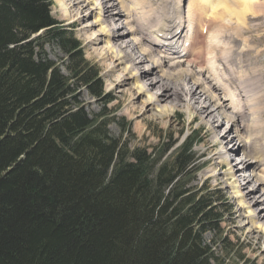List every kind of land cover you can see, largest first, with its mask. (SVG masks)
Returning <instances> with one entry per match:
<instances>
[{"label": "trees", "instance_id": "16d2710c", "mask_svg": "<svg viewBox=\"0 0 264 264\" xmlns=\"http://www.w3.org/2000/svg\"><path fill=\"white\" fill-rule=\"evenodd\" d=\"M49 4L0 0V264H217L202 235L221 217L211 193L187 188L196 136L168 160L170 145L111 136L107 113L74 97L84 85L100 98L102 83Z\"/></svg>", "mask_w": 264, "mask_h": 264}, {"label": "bare ground", "instance_id": "6f19581e", "mask_svg": "<svg viewBox=\"0 0 264 264\" xmlns=\"http://www.w3.org/2000/svg\"><path fill=\"white\" fill-rule=\"evenodd\" d=\"M56 1L60 7L61 17L70 24H79L80 32L90 30V24H81L89 16L94 17L91 25L99 26L98 33L92 34L89 39L86 38V42L92 47L97 46L99 41L104 43L105 52H100L101 57L110 61L106 70L114 76L113 81L121 96L128 98L127 111H125L127 114L139 116L155 110L161 119L168 118L174 110L184 107L189 113L190 122L200 118L207 126L209 124L215 126L210 129L213 132H216L221 124V126L225 125L226 134L235 133L233 137H226L224 134L221 138L210 140L211 147L215 148V151L208 158V164L214 171L208 172L206 180L213 179L219 183L220 174H223L224 181L234 189L233 197L241 210L240 213L235 211V217L241 220L245 217L248 220L250 226L246 235L250 239L253 238L254 250L260 248V253L263 254L264 205H261V201L264 200V113H259V105L261 109L264 100L260 103L258 98L264 97V92L262 94L252 92L250 90L252 80L246 75L255 73V79L262 77L261 71H256L259 67H264L261 65V60L256 61L261 52L258 49H251L253 43H250L236 51V60L223 61L224 53L215 51L223 49L230 40L229 36L232 32L236 34L234 29L239 30L237 37L243 36L242 32L248 28L250 20L255 18L252 17L256 12L254 7L259 9L264 0L261 2L259 0H188V14L193 13L191 28L196 32L195 43L205 22L208 33L210 27L215 26V29H219L215 30L219 36L209 38L208 41L213 44L202 45L196 56L191 57L188 53L185 55L188 59L179 61L167 52L162 57H158L157 49L151 45L149 39L157 34L167 35L176 28L179 17L176 5L180 6L181 0ZM239 2L243 4L238 6ZM88 8L92 10L89 15L85 14ZM248 17L249 20L245 22ZM119 20L121 23L117 24ZM226 27H230L231 30L225 31ZM94 49L99 50V48ZM206 55H212L211 57L220 55L219 62L217 64L212 62ZM247 63H249L248 67H246ZM121 65H123L121 68L123 76L115 75ZM128 80L133 81L135 85L133 89H120ZM143 96L145 98L140 102L134 101ZM242 98L247 99L243 101ZM227 108L231 109L227 110L228 113ZM213 121L214 124L210 123ZM228 151L230 154L231 152L239 154L240 151L245 154L248 166L254 171L253 168L258 170L252 174L257 178L255 183L251 175L245 174L240 159L232 163L239 158L237 155L232 162L229 160ZM224 166L227 170L223 169ZM258 186L262 194L258 192L255 194L259 189ZM242 210H246L247 214L244 215ZM238 227L246 226L240 223Z\"/></svg>", "mask_w": 264, "mask_h": 264}, {"label": "rangeland", "instance_id": "374dc122", "mask_svg": "<svg viewBox=\"0 0 264 264\" xmlns=\"http://www.w3.org/2000/svg\"><path fill=\"white\" fill-rule=\"evenodd\" d=\"M48 1L50 3V16L59 24V26H62L68 32H71L74 38L79 41L78 43L83 50V58L91 65V67L96 69L99 75L98 77L102 83L103 92L99 96L100 98L91 96L87 87L84 85H79L77 87L74 97H78L80 107H83L91 116L99 115L103 111L106 112L109 119V134L120 139L121 142L126 143L128 148L131 150L141 148L146 149L148 153H152L156 149L159 150L160 146L165 147L170 145L164 156L165 160H168L175 153V151H177L179 146L189 135H195L196 142L194 143L192 149L197 158L195 163V165H197V170L195 173L187 177L189 181L187 188L194 189L199 192L203 191L211 193L213 204L217 207L216 213H219L221 217L218 230H210L202 235L204 243L212 249L217 264H264V253H260V248H255L254 250L255 245L253 243V238L250 239V237L246 235L247 228L250 226V224L247 223L248 220L245 217L242 218V220L235 217V211L240 213L241 210L237 205V200L233 197L234 189L227 185V182L223 179L224 176L222 173L220 174L221 179L219 183L215 182L213 179L206 180V175L214 171L208 164V158L215 151V148L212 149L211 147L210 140L217 137L221 138L224 134L226 137H230L232 135L235 136V133L227 132L226 134L225 125L221 126V124L218 128L219 130L217 129L216 132H213L210 129L215 128V126H212L211 124L207 126L201 122L200 118L190 122L189 113L184 109V107L174 110L168 118L164 117L161 119L158 117L155 110L148 111L145 115L139 116L138 114H127L125 111H127L128 98L121 96L116 83L113 81L114 76L109 74L106 70L110 61H106L101 57L100 52H105L104 43L99 41V43L97 42V46L92 47L88 42H86V38L89 39L92 34L98 33L99 26L91 25L93 24L94 17L89 16L81 24H90V30L88 32H80L79 24H70L67 20H64L61 17L60 7L56 0ZM259 1L261 2L262 0ZM242 4L243 3L239 2L238 6H241ZM254 8H256L254 9L256 12L254 11L255 16L252 17L255 18L250 20L248 28L243 31L244 34L242 32L243 36L238 37L237 40L235 39V41H237L236 49H240L246 44L248 46L250 43H253V47L251 49H258L261 52L260 55L258 54L259 56L256 58V61L261 60V65L264 66V1L261 2V7L259 9L258 7ZM85 11V14L89 15L92 10L88 8ZM248 20L249 17L245 22ZM120 23L121 21L119 20L117 24ZM120 30H122V28H120ZM213 30L215 31L219 29L213 28ZM226 30L231 29L230 27H226L225 31ZM234 31H236V35L239 36V30L234 29ZM44 34L45 32L40 31L31 38H36ZM40 43H43L44 56H46L52 63L58 65L60 71L64 75H68V72L65 69L67 56L61 47H58L54 43H49L46 40H42ZM94 48H99L100 51H95ZM248 61H250V59ZM248 64L249 63H247L246 67H248ZM122 66L123 65L118 67L119 69L115 75L117 74L123 76L124 73L121 70ZM258 70L261 71L262 74V77L259 79H255V73L246 75H248L250 80H252L250 90L255 94H262L264 92V67H259L256 71ZM132 82V80H128L127 83H125L120 89H133L135 85ZM187 84L189 86L188 81ZM259 86L262 88L257 89L256 87ZM106 98H111V100L109 102H105ZM143 98H145V96L142 98L140 97V99L137 98L134 101L140 102ZM243 98V101L247 99ZM258 99L261 103L263 102L264 97ZM227 110L229 111L231 109H226V112L228 113ZM259 113H264V106L260 109L259 105ZM210 123L214 124V121ZM222 124H224V122H222ZM222 130H224L223 133ZM218 148H220V146ZM237 159L241 160V158H236L233 162H231L235 163L237 162ZM223 169L227 170V167L224 166ZM218 171L219 170H217V172ZM245 174H247L246 171ZM229 182L230 180H228V183ZM260 190V188L257 189L255 194H257V192L260 193ZM261 205H264V200L263 202L261 201ZM242 213L244 215L247 214L246 210H242ZM240 223H243L246 227H238ZM223 240L225 241L223 242ZM262 242L264 243V240H262ZM263 243L261 248L263 247Z\"/></svg>", "mask_w": 264, "mask_h": 264}]
</instances>
